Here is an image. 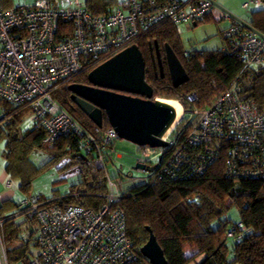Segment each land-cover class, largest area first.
Listing matches in <instances>:
<instances>
[{"label":"built area","instance_id":"built-area-1","mask_svg":"<svg viewBox=\"0 0 264 264\" xmlns=\"http://www.w3.org/2000/svg\"><path fill=\"white\" fill-rule=\"evenodd\" d=\"M213 1L127 0L125 8L118 7L103 17L93 16L78 0L63 9L51 0H38L32 7L8 10L0 5V100L18 108L30 107L34 113L31 122L39 123L48 133L46 144L70 135L84 138L82 128L53 99L54 90L87 69L90 59L112 58L135 45L145 33L164 24L174 25L179 33L182 26L197 25L216 11ZM243 10H251L252 14L264 11V0H249ZM222 17L231 21L225 31L231 53L247 67H264V34L251 25L255 32L249 30L225 12ZM250 96L237 82L207 109L185 112L200 134L199 138L190 136L189 143L196 145L206 139L224 143L230 156L229 175L264 181V112ZM187 102L195 105L197 94L189 95ZM181 124L179 133L184 129ZM175 131L164 139L166 148H141L138 165L144 169L135 170L143 177H158L160 168L164 176L178 174L175 169L183 165L176 161L185 147L165 159L166 152L179 148L176 146L182 136L178 133L172 137ZM117 140L111 128L104 139L106 154H102L91 137L83 142V150L88 153L98 150L100 162L105 164V159L114 154L112 146ZM108 149L111 150L108 152ZM13 187L14 182L10 180L7 188ZM107 189L105 196L96 197L105 201L96 210L62 208L52 205L53 201H42L39 196L25 198L18 212L6 219L0 217V264H12L5 225L19 218L27 220L19 241L34 235L39 251L23 264H131L136 261L127 235L125 213L117 207L123 197L121 179L108 176ZM29 219H36L35 228Z\"/></svg>","mask_w":264,"mask_h":264},{"label":"trees","instance_id":"trees-1","mask_svg":"<svg viewBox=\"0 0 264 264\" xmlns=\"http://www.w3.org/2000/svg\"><path fill=\"white\" fill-rule=\"evenodd\" d=\"M85 6L93 16L103 17L118 7L125 8L127 0H86ZM251 15L253 17L248 24L264 34V11ZM212 18L213 15H210L194 27L211 22ZM225 31L222 32L226 44L224 50L201 53L186 51L181 42V32L169 23L142 35L135 45L144 57L145 80L154 91L153 100L177 101L188 114L191 109H207L239 82L258 109L264 112V67H247L237 55L232 54L230 39L225 36ZM156 43L161 57L165 56L166 45L176 54L189 77L186 84L178 88L173 86L164 58L163 77L159 70L158 75L155 74L151 49L156 54ZM103 58L90 59L87 69L53 92L55 102L82 128L84 138L70 135L46 144L48 133L39 123L30 122L31 127L25 128V122L31 120L34 114L30 107L18 108L0 100L3 111L0 138L6 141L2 153L5 172L11 180L18 181L19 192L23 195L21 201L35 196L31 193L33 181L46 167L69 159L72 165L80 167V182L72 186L69 196L51 204L62 208L74 206L96 210L105 203L102 198L96 197L105 196L108 192L107 177L110 175L106 165L113 162L115 147L112 146L114 154H110L104 164L100 162L98 150L89 153L83 150V142L88 137L95 139L102 154H106L104 139L111 126L104 116L103 128H97L72 102L69 91L72 85L89 86L88 75L110 59ZM193 93L197 94L198 102L190 105L187 97ZM188 120L189 116L185 115L181 124L184 128L180 132L182 138L176 146L179 148L165 155L167 160L175 150L185 147L176 161L183 165L175 169L178 174L164 176L161 174L163 168H160L158 177L141 175L135 178L132 174L123 176L122 172H118L114 178L121 179L123 183V197L117 207L125 213L127 235L137 258L131 264H149L141 253L149 241V230L155 236L167 264H264V181L229 175L227 163L230 156L224 143L206 139L196 145L190 144L189 137L199 138L200 134ZM178 129L172 137L178 135ZM35 150L51 158L46 167L37 168L30 161V155ZM84 152L86 155H83ZM184 171L189 172L185 175ZM8 204L11 207L6 209ZM20 204L4 203L0 217L6 219L14 215ZM233 212L238 214L237 222L230 218ZM29 221L33 228L37 226L36 219ZM26 223L27 220L19 218L5 225L11 263L29 262L34 257L33 254L28 255L30 247L38 249L34 235L19 241ZM230 240L234 242L231 250L228 246Z\"/></svg>","mask_w":264,"mask_h":264},{"label":"water","instance_id":"water-1","mask_svg":"<svg viewBox=\"0 0 264 264\" xmlns=\"http://www.w3.org/2000/svg\"><path fill=\"white\" fill-rule=\"evenodd\" d=\"M217 9L222 10L216 2ZM249 30L250 25L235 19ZM158 53V68L163 74ZM169 75L175 88L189 81V77L173 50L165 46ZM89 86L69 87L71 100L99 129L104 116L119 140L139 148L161 149L168 145L165 136L172 132L177 121L174 108L163 100H153L154 91L145 80V61L137 45H133L100 65L88 75ZM179 103V102H177ZM136 170L144 167L137 165ZM149 241L142 248V256L149 264H167L164 254L149 230Z\"/></svg>","mask_w":264,"mask_h":264},{"label":"rangeland","instance_id":"rangeland-1","mask_svg":"<svg viewBox=\"0 0 264 264\" xmlns=\"http://www.w3.org/2000/svg\"><path fill=\"white\" fill-rule=\"evenodd\" d=\"M72 0H56L58 8L63 9L69 6V2ZM85 2L86 0H80ZM126 0H120L124 2ZM216 4L224 10L225 13L234 17L235 19L242 21H250L253 16L252 11H244L243 5L248 3L249 0H215ZM223 11L216 8L213 13V20L205 24H199L194 26H182L181 42L186 51L190 52H211L222 51L225 49L226 44L222 38V32L231 26L230 20H223ZM177 102V101H175ZM31 120L25 122V128L30 126ZM177 126L175 129H178ZM6 141L0 138V176L5 172V164L3 161L2 153L5 149ZM115 154L113 162L107 163L106 170L111 178H116L118 172H122L123 176L132 174L133 177H141V173L136 171L135 168L138 165V160L142 157L141 148L122 140H117L114 143ZM83 155H86L84 152ZM30 161L37 168L46 167L51 158L42 151L35 150L30 155ZM11 179H8V181ZM13 181V180H12ZM14 188L8 190L9 195L12 196L14 204H19L23 195L19 192L18 181L14 180ZM80 182V167L78 165H72L71 160L66 159L61 163L48 166L44 169V172L38 175L33 181L31 193L32 195L39 196L46 201H54L62 199L70 195L71 188ZM230 218L234 221H238V214L233 212L230 214ZM230 250L233 249L234 242L230 240L228 242ZM38 255L39 251L35 247H30L28 255ZM12 264H23L22 262H14Z\"/></svg>","mask_w":264,"mask_h":264},{"label":"crops","instance_id":"crops-1","mask_svg":"<svg viewBox=\"0 0 264 264\" xmlns=\"http://www.w3.org/2000/svg\"><path fill=\"white\" fill-rule=\"evenodd\" d=\"M37 1L38 0H0V5L4 9L5 8L6 9L17 8V7H29V6L32 7L36 4ZM51 1L57 7L58 4H56V0H51ZM78 1L83 5L86 4V1L84 3L81 2L80 0H78ZM68 2L70 3L71 1H68ZM2 117H3V111L1 108V102H0V120L2 119ZM3 161H4V159H3ZM4 164H5L4 166L6 167L5 161H4ZM8 179H10V177L6 174V172H4V174L2 176H0V211L2 210V208H4V203H7V202L12 203L13 202V198L11 195H9V192H8V190H11V189L7 188V184L10 181V180L8 181ZM5 207H6V209H8L11 207V204H8ZM1 213H3V212H1ZM6 213L8 214V212H6Z\"/></svg>","mask_w":264,"mask_h":264},{"label":"bare ground","instance_id":"bare-ground-1","mask_svg":"<svg viewBox=\"0 0 264 264\" xmlns=\"http://www.w3.org/2000/svg\"><path fill=\"white\" fill-rule=\"evenodd\" d=\"M166 103L176 110V113H177V121H176V124L174 126V128H175V127L179 126L180 123L182 122L183 117H184L186 111H185L184 107L180 103H177L175 101H166ZM169 134H170V132L165 136V138Z\"/></svg>","mask_w":264,"mask_h":264},{"label":"flooded vegetation","instance_id":"flooded-vegetation-1","mask_svg":"<svg viewBox=\"0 0 264 264\" xmlns=\"http://www.w3.org/2000/svg\"><path fill=\"white\" fill-rule=\"evenodd\" d=\"M158 49H159V47H158ZM155 51H156V54H153V49H151V55H152V60H153L154 72H155L156 75H158V73L160 72V70H159L158 65L156 63V61L158 60V53H157L158 50H157L156 44H155ZM159 56H160L161 60L163 58L166 59V54H165L164 57H161V55H159ZM167 69H168V65H167ZM158 70H159V72H158ZM159 74H161V76L163 77V74L162 73H159Z\"/></svg>","mask_w":264,"mask_h":264}]
</instances>
